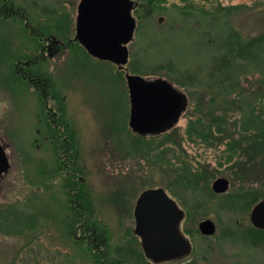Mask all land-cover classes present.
Returning <instances> with one entry per match:
<instances>
[{
  "label": "rangeland",
  "instance_id": "rangeland-1",
  "mask_svg": "<svg viewBox=\"0 0 264 264\" xmlns=\"http://www.w3.org/2000/svg\"><path fill=\"white\" fill-rule=\"evenodd\" d=\"M12 1L27 19L0 18V138L11 164L0 193V264H101L65 236L72 194H63L64 171L42 140L41 104L2 65L36 41L24 22L72 43L70 55L40 71L52 73L54 92L66 99L94 212L88 224L107 235L109 258L149 264L137 238L121 236L133 229L125 214L140 193L162 189L184 213L192 249L178 264H264V237H240L253 227L250 210L223 209L245 191L262 195L256 203L264 199V137L248 127L253 117L264 121V42H252L264 34V0H130L139 6L130 11L129 74L164 81L188 100L177 125L144 140L129 129L123 72L90 58L75 40L80 0ZM225 76L223 93L217 81ZM221 177L229 188L218 195L211 186ZM203 220L214 223V235H200Z\"/></svg>",
  "mask_w": 264,
  "mask_h": 264
},
{
  "label": "flooded vegetation",
  "instance_id": "flooded-vegetation-1",
  "mask_svg": "<svg viewBox=\"0 0 264 264\" xmlns=\"http://www.w3.org/2000/svg\"><path fill=\"white\" fill-rule=\"evenodd\" d=\"M131 2H132L131 10H133L137 7V5L135 2L133 1ZM25 15H26V10L23 7L19 6L18 4L14 3L12 0H0V18L3 19L16 18L17 20L22 21L23 19L25 20L27 19L25 18ZM22 29H25L27 34H29V36L32 39H35L36 41L32 42L33 46L31 49L22 48L23 55H20L18 57H10V58L2 59L3 61L2 65L5 66V71L8 75H10L12 78L16 80L18 79L19 81L25 83L37 95V98L41 104V109H42V115L38 122L41 123L45 135V137L42 138V140L44 142H48L49 148L55 157L56 165L59 166V168H62V170L64 171V175L61 177L62 180L61 179L59 180H61L63 183V180L65 179L71 180L73 178V181L75 183L79 182L84 184V178L81 175L82 169H80V166L77 165L78 151L77 148H75L74 151V146H72V142L74 143V145H77L76 132L75 129L73 128V124L71 122L72 120L69 116L67 104L65 105L66 99L65 97L59 98L56 92H54L55 85L53 82L52 73H50L49 71L44 73L40 71L42 66L46 65L48 61L53 60L55 57L65 54H66L65 56L70 55L71 53L70 45L72 43L71 41H66V40L63 41L62 39L57 38L54 35H44L42 33L40 34L32 26L28 25L27 22H24ZM256 39L263 40L264 34L257 36ZM261 43H263V41ZM89 57L94 60H97L91 57L90 55ZM110 64L114 65L112 63ZM115 67L117 68L118 71L123 72V76L125 75L126 72H128L126 66L125 68H119L117 66ZM227 77L228 76L223 77L224 79L220 84V87H222L221 92L223 93H226L228 90V88L226 87L227 83L225 81L230 79H228ZM179 94L182 98L183 106L175 123L173 124L164 123L162 124V126L157 128L153 132L147 134H140L139 132H135L130 128V126L129 129L133 133L137 134L139 137L146 139V137L158 136V134L163 133V131H166L167 129H170L173 126L177 125L178 122L183 118L188 107L187 97L182 93ZM127 95H128V90H127ZM128 102H129V121H130L129 96H128ZM129 121H128V125H129ZM0 130H1L0 132L3 133L6 131V129H4V127L1 126H0ZM39 131L40 130H38L37 133H39ZM0 145L5 151L4 144L1 138H0ZM5 155L8 161L9 168L7 172L3 174L0 178V193L2 190V181L5 179L8 171H10L11 169L9 156L6 154V152ZM68 189H70V187ZM75 189H78V187H76ZM149 190H159V189H149ZM149 190L142 191L138 196L137 200L134 202L133 208L131 209L132 211L130 212L128 210L126 212L125 214L126 218L130 217V220L133 222L134 226L133 229L127 228L126 232L121 237H132L134 240H136L137 238L143 251L142 255L146 259V262L149 264H176V263L178 264L179 263L178 261H181L183 258L189 256L192 251L187 239L185 238L187 236L183 234L181 228L182 223L184 221V213L182 212L178 204L174 201H172L173 204L156 203L154 201L147 202L140 204L138 209H136L137 202L140 196L144 192ZM84 191L87 192L85 186H84ZM69 193H71L72 195L69 196L70 198L68 200V203L70 208L68 209V213L66 214V219L68 218L69 220L71 219L76 221V225L73 229H70L68 231V234L65 233V236L72 237L74 243L76 245H79L80 247L84 245L86 248H90L91 250L90 253L92 258L97 257L98 259H100L101 264H105L106 262L110 264H120V261H118L117 258H115V261L109 258V253L107 252L106 249L107 235L104 234L103 232L98 233L97 230L94 227H92L94 225L88 224L90 220L91 221L93 220L94 212L93 209L91 208V216L89 218L88 206L85 197L84 196L81 197L77 195L76 192H72L71 190H69ZM250 213H249V217H250ZM136 214L140 218H142L143 216H147L149 217L150 220L153 221V222L151 221L152 223L151 225H145L142 227V232H143L142 235H137L134 233ZM177 219H179L178 220L179 222L177 227H175ZM175 228L178 234L171 233ZM153 231L154 234H152ZM200 235L203 238H207V236H203L202 234ZM140 237H181L182 241L174 239L169 243L163 245V247L162 245L157 246L155 250L151 248V250L147 251V254H145V251L143 250L142 247L144 240H142ZM133 253L136 254V252L134 251Z\"/></svg>",
  "mask_w": 264,
  "mask_h": 264
},
{
  "label": "water",
  "instance_id": "water-1",
  "mask_svg": "<svg viewBox=\"0 0 264 264\" xmlns=\"http://www.w3.org/2000/svg\"><path fill=\"white\" fill-rule=\"evenodd\" d=\"M131 7L130 0H80L75 19V40L91 57L125 68L129 59L126 46L131 41L135 28L130 14ZM124 78L130 101L129 126L133 131L147 134L164 123L173 124L177 121L183 102L180 94L170 84L159 80H145L128 72ZM8 168L5 151L0 145V178ZM228 188L229 182L225 178L216 179L211 186L212 192L218 195L225 194ZM153 201L173 204L163 190H149L140 196L136 209L140 204ZM143 217L136 214L134 233L137 235L143 234V226L152 224L149 217ZM249 219L254 228L264 230V199L252 208ZM175 230L176 228L171 233L178 234ZM198 231L203 236L210 237L215 233V225L211 220H203L198 224ZM140 238L144 240L142 247L145 254L151 248L155 250L157 246L163 247L174 239L182 241L181 237Z\"/></svg>",
  "mask_w": 264,
  "mask_h": 264
},
{
  "label": "trees",
  "instance_id": "trees-1",
  "mask_svg": "<svg viewBox=\"0 0 264 264\" xmlns=\"http://www.w3.org/2000/svg\"><path fill=\"white\" fill-rule=\"evenodd\" d=\"M160 1V0H158ZM139 2V1H138ZM139 6V5H138ZM137 6V7H138ZM264 42V39H255L253 40V44H260L261 42ZM217 88H219L220 90L222 89V87H220V84L222 83V80L217 81ZM249 126L248 127H253L255 129L259 130L260 124L264 123V121H262L261 119H257V117H253L252 119L248 120ZM264 128L261 129L259 131H262V136L264 137ZM156 137V136H154ZM140 139L144 140L142 137H139ZM72 146H75L74 143L72 142ZM189 183V182H188ZM187 184V182H186ZM84 184L83 183H75L73 181V178L71 180H63L62 183V190H63V194H65L66 196H69L71 193H69V190H71L72 192H76L77 195L81 196V197H85V200L87 202V206H88V217L90 218L91 216V202H90V197L88 195V192L84 191ZM70 187V189H68ZM76 187H78V189H75ZM183 191L185 192L187 189L182 188ZM262 195L258 194V193H252V192H248L245 191L243 193L237 194L233 197V199H227V201H229V203L227 204L226 208H223L224 210H226V212L228 211H232L234 212V214L239 213V212H247L248 210L251 211L252 207L255 205V203L259 200V198ZM70 198V197H69ZM67 199V208L69 209L70 206L68 203ZM198 209H200V205L199 207H197ZM76 225V221L74 220H69L68 218L65 219V233L68 234V231L72 228H74ZM240 237H264V230H258L254 227H249L248 229H245L243 233H241ZM252 241V239H250ZM254 241V240H253Z\"/></svg>",
  "mask_w": 264,
  "mask_h": 264
}]
</instances>
